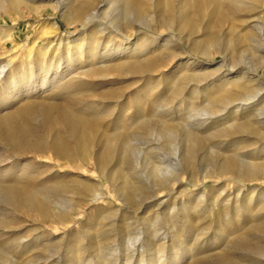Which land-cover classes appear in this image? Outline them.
<instances>
[{"label":"rangeland","instance_id":"1","mask_svg":"<svg viewBox=\"0 0 264 264\" xmlns=\"http://www.w3.org/2000/svg\"><path fill=\"white\" fill-rule=\"evenodd\" d=\"M31 1L0 0V264H264V0L127 39Z\"/></svg>","mask_w":264,"mask_h":264},{"label":"bare ground","instance_id":"2","mask_svg":"<svg viewBox=\"0 0 264 264\" xmlns=\"http://www.w3.org/2000/svg\"><path fill=\"white\" fill-rule=\"evenodd\" d=\"M24 1H26V0H10L9 6L11 8H13V9H17L23 4ZM43 1H45V0H35V1H31V3L32 2L33 3L34 2H37V3L39 2L40 3V2H43ZM73 1L74 0H48L47 2L48 3L54 2L56 4V7L54 9L55 10H59L62 13V16L68 21L69 24H79L83 29H85V27H88L89 24H91V23H93V24L94 23L95 24L98 23L99 27H101L99 29V33H102V34L104 32H106V31H108L109 29L107 27V24L101 23V20H100L101 18H100V12L99 11L103 7L105 8L107 6L109 7L111 5H117L116 6V8H117V12L116 13L117 14L115 13L114 15H112L110 13V14H107V15L104 16L105 19L108 21L107 23H111L113 25L116 24V26H117L116 29L114 28V30H109L110 34H114V35L116 34V35H118L120 37H123L124 39H127L128 37L127 36H123L120 33L121 30H123L126 34L128 32H131V31H134L137 34H142V35H145V36L155 34L153 29L151 28V22H153L155 17H156L155 2L157 0H148V2L146 0H104L102 2V4H98V5H96L95 1H93V0H81L80 2H78V3L74 4V5H73ZM158 1H160V0H158ZM238 5H241V4L239 3ZM258 5H259V3L256 6H254L252 10H255V8H259ZM250 6H248V7H250ZM2 7L3 6L0 5V8H2ZM32 10H33V12H36L35 5H34V9H32ZM252 10H250V11H252ZM257 18H258V20L260 19L259 17H257ZM259 23L257 24V27H258V33H259L258 35L260 36V35H263L264 30H263V27L261 26V21H259ZM116 31H117V33H116ZM157 36L161 37L160 34L157 35ZM228 105H229V103H228ZM211 119H213V118H211ZM171 133L167 132V135H168V138H169L168 141L170 143L172 141L171 139H173V136H172ZM184 154H185V152H184ZM172 166H174V165H172ZM176 173H177L176 168L175 167H171L170 165L166 166L165 168H163L162 165L161 166L154 165V167H153V174L155 176L159 177V179L161 180L162 183H165L169 178H172L174 176V174H176ZM100 197H102V195L100 194V192H98V194L96 195V198H100ZM202 201H203V199H202ZM263 254H264V251H263Z\"/></svg>","mask_w":264,"mask_h":264}]
</instances>
